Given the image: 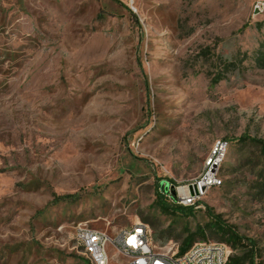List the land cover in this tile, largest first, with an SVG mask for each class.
Masks as SVG:
<instances>
[{"label": "rangeland", "instance_id": "rangeland-1", "mask_svg": "<svg viewBox=\"0 0 264 264\" xmlns=\"http://www.w3.org/2000/svg\"><path fill=\"white\" fill-rule=\"evenodd\" d=\"M254 2L0 0V264H92L80 225L144 223L178 251L215 216L264 264ZM217 140L222 184L190 213H162L157 191L197 178Z\"/></svg>", "mask_w": 264, "mask_h": 264}, {"label": "built area", "instance_id": "built-area-1", "mask_svg": "<svg viewBox=\"0 0 264 264\" xmlns=\"http://www.w3.org/2000/svg\"><path fill=\"white\" fill-rule=\"evenodd\" d=\"M252 11L254 16L264 14V0H255ZM226 148V141H216L202 173L192 182L178 187V204L198 207L210 189L222 184L219 171ZM180 187H187V191H180ZM75 237L92 264H110L113 256L122 257L123 264H230L229 247L224 243L197 242L184 253L163 250L155 245L144 223H137L113 234L80 225L76 228Z\"/></svg>", "mask_w": 264, "mask_h": 264}, {"label": "trees", "instance_id": "trees-1", "mask_svg": "<svg viewBox=\"0 0 264 264\" xmlns=\"http://www.w3.org/2000/svg\"><path fill=\"white\" fill-rule=\"evenodd\" d=\"M259 61L260 65L264 67V56L260 58ZM241 139L246 140L248 138L242 137ZM255 140L257 139H254L253 141ZM263 175L264 173L262 170L261 177H263ZM259 189L262 192L264 191V180L259 183ZM161 191L162 192L157 191L155 203L162 213L174 215L179 213H190L194 210L193 206H184L176 203V193L174 189L170 190V188L165 186L163 189L161 188ZM207 231L213 233L215 239L220 241V243H224L233 249L239 250L238 254H232L229 256L230 264H262V262L258 261L256 258L257 255L254 249L255 243L253 241L245 243L243 237L230 226L226 225L219 216L210 218L203 226H198L195 230H187L179 246L178 253L186 252L197 242L206 241L201 239H205V233Z\"/></svg>", "mask_w": 264, "mask_h": 264}, {"label": "bare ground", "instance_id": "bare-ground-1", "mask_svg": "<svg viewBox=\"0 0 264 264\" xmlns=\"http://www.w3.org/2000/svg\"><path fill=\"white\" fill-rule=\"evenodd\" d=\"M180 191L186 192L187 191V187H180Z\"/></svg>", "mask_w": 264, "mask_h": 264}]
</instances>
